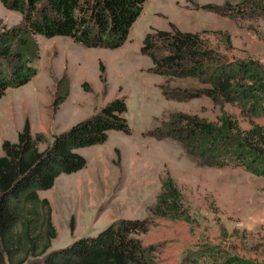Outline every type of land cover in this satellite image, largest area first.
<instances>
[{
	"label": "rangeland",
	"instance_id": "1",
	"mask_svg": "<svg viewBox=\"0 0 264 264\" xmlns=\"http://www.w3.org/2000/svg\"><path fill=\"white\" fill-rule=\"evenodd\" d=\"M225 1L146 0L124 43L113 49L85 47L68 36H36L40 48L34 62L37 74L21 86L7 88L0 97V156L1 142L17 141L25 120L32 135H44L45 141L38 144L43 150L55 134L115 97L125 99L130 128L129 133L109 130L104 142L78 149L86 166L61 173L51 188L38 192L51 204L57 232L50 250L94 235L111 221L146 217L161 177L169 175L182 193L189 219L155 218L152 228L139 235L145 244L160 243L161 264H179L193 252L202 254L204 263L220 260L224 254L264 261V176L241 167L197 166L175 140L151 134L170 112L198 114L214 121L220 110L206 96L168 97L182 92L180 88L204 85L194 77L168 79L153 73L151 59L141 52L147 32L170 29L173 24L181 31L200 32L212 47L225 51L223 36L214 33L220 30L231 38V57L253 58L264 65V16L247 13L234 21L193 7L194 2ZM0 21L10 27L21 21V14L0 2ZM63 75L68 79L69 95L55 110L56 83ZM222 107L242 128L249 127L235 105L224 103ZM255 122L264 132V116Z\"/></svg>",
	"mask_w": 264,
	"mask_h": 264
},
{
	"label": "trees",
	"instance_id": "2",
	"mask_svg": "<svg viewBox=\"0 0 264 264\" xmlns=\"http://www.w3.org/2000/svg\"><path fill=\"white\" fill-rule=\"evenodd\" d=\"M146 0H0L2 5L21 14V21L7 27L0 21V97L9 87H18L37 74L39 58L36 36H68L85 47L117 48L126 40ZM203 9L238 21L247 13L264 16V0L223 3H193ZM225 51L212 47L200 32L153 29L145 34L141 52L147 55L151 71L168 79L194 77L202 87L180 88L169 96L179 100L208 97L219 107L216 120L198 114L170 112L151 132L158 139L171 138L200 167H241L264 176V132L255 119L264 116V65L256 59L239 60L228 53L233 49L230 36L220 30ZM102 83L106 79L100 74ZM168 93V91H165ZM69 95L66 75L56 83L53 107ZM235 105L249 123L242 128L237 119L223 110ZM124 97H115L91 116L55 134L43 150L42 133L31 134L25 120L17 141L4 139L0 156V264H161L160 243L145 244L139 235L147 233L155 218L188 220L189 213L174 179H160V189L144 218L111 221L94 235L82 236L63 248L50 250L57 235L49 200L40 190L54 185L61 174L86 166L77 150L107 138L109 130L130 128ZM74 224L70 223L73 230ZM202 254L193 252L179 264H264L224 254L222 259L204 263Z\"/></svg>",
	"mask_w": 264,
	"mask_h": 264
}]
</instances>
